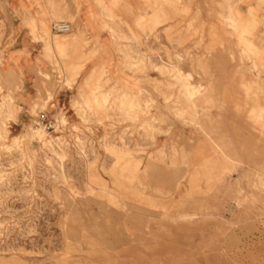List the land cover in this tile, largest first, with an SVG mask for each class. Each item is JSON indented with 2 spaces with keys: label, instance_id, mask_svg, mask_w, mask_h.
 Returning a JSON list of instances; mask_svg holds the SVG:
<instances>
[{
  "label": "rangeland",
  "instance_id": "374dc122",
  "mask_svg": "<svg viewBox=\"0 0 264 264\" xmlns=\"http://www.w3.org/2000/svg\"><path fill=\"white\" fill-rule=\"evenodd\" d=\"M89 1L0 18V264H264V0Z\"/></svg>",
  "mask_w": 264,
  "mask_h": 264
},
{
  "label": "crops",
  "instance_id": "0c3cea01",
  "mask_svg": "<svg viewBox=\"0 0 264 264\" xmlns=\"http://www.w3.org/2000/svg\"><path fill=\"white\" fill-rule=\"evenodd\" d=\"M67 1V5L65 7L61 6L59 11H49L45 9V0H40V5H37L34 0H0V6L5 10L4 16L0 15V18L3 19L5 24L8 23L9 18V22L13 25L10 29L9 40L23 41L21 47L9 49L4 65L6 70L22 72L30 71L39 66L37 59L32 58L36 55L35 51H38L39 46L35 47L33 43H28L32 37L27 25L34 22L35 26L39 28L43 22L50 20L53 15L70 17L75 20L82 31L87 33V36H96L100 40L103 38L98 23L99 12L92 6V2L89 0ZM71 27L73 26L71 25ZM83 54L86 55V51Z\"/></svg>",
  "mask_w": 264,
  "mask_h": 264
},
{
  "label": "built area",
  "instance_id": "2783aa9c",
  "mask_svg": "<svg viewBox=\"0 0 264 264\" xmlns=\"http://www.w3.org/2000/svg\"><path fill=\"white\" fill-rule=\"evenodd\" d=\"M72 30L71 24L68 22H56L51 25V32L54 35H64L70 33Z\"/></svg>",
  "mask_w": 264,
  "mask_h": 264
},
{
  "label": "bare ground",
  "instance_id": "6f19581e",
  "mask_svg": "<svg viewBox=\"0 0 264 264\" xmlns=\"http://www.w3.org/2000/svg\"><path fill=\"white\" fill-rule=\"evenodd\" d=\"M197 88V87H196ZM195 87H189V88H187L186 89V92H187V94H192L193 92H195V89H196ZM198 89V88H197Z\"/></svg>",
  "mask_w": 264,
  "mask_h": 264
}]
</instances>
